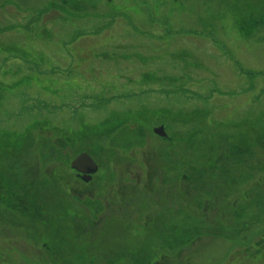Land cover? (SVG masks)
<instances>
[{"label": "rangeland", "instance_id": "374dc122", "mask_svg": "<svg viewBox=\"0 0 264 264\" xmlns=\"http://www.w3.org/2000/svg\"><path fill=\"white\" fill-rule=\"evenodd\" d=\"M0 264H264V0H0Z\"/></svg>", "mask_w": 264, "mask_h": 264}, {"label": "water", "instance_id": "95a60500", "mask_svg": "<svg viewBox=\"0 0 264 264\" xmlns=\"http://www.w3.org/2000/svg\"><path fill=\"white\" fill-rule=\"evenodd\" d=\"M154 132L160 137L165 138L163 129L159 128L154 130ZM71 168L83 175L85 182H88L92 178L91 176L98 170L96 162L87 154H81L76 157L71 163Z\"/></svg>", "mask_w": 264, "mask_h": 264}, {"label": "flooded vegetation", "instance_id": "af4514ba", "mask_svg": "<svg viewBox=\"0 0 264 264\" xmlns=\"http://www.w3.org/2000/svg\"><path fill=\"white\" fill-rule=\"evenodd\" d=\"M79 181H81V180H80V176H79ZM11 197H13V195H11ZM20 199H21V198H17V200H20ZM22 201H24V199H22L20 202H22ZM20 205H21L22 207L24 206L23 203H21Z\"/></svg>", "mask_w": 264, "mask_h": 264}, {"label": "bare ground", "instance_id": "6f19581e", "mask_svg": "<svg viewBox=\"0 0 264 264\" xmlns=\"http://www.w3.org/2000/svg\"><path fill=\"white\" fill-rule=\"evenodd\" d=\"M27 211H29V210H27Z\"/></svg>", "mask_w": 264, "mask_h": 264}, {"label": "trees", "instance_id": "16d2710c", "mask_svg": "<svg viewBox=\"0 0 264 264\" xmlns=\"http://www.w3.org/2000/svg\"><path fill=\"white\" fill-rule=\"evenodd\" d=\"M120 123H122V122H120Z\"/></svg>", "mask_w": 264, "mask_h": 264}]
</instances>
